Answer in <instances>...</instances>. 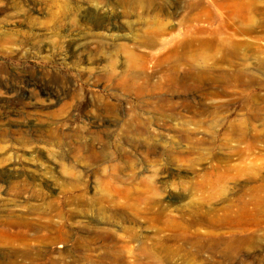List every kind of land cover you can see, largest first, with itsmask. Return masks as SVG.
I'll use <instances>...</instances> for the list:
<instances>
[{
    "label": "rangeland",
    "instance_id": "obj_1",
    "mask_svg": "<svg viewBox=\"0 0 264 264\" xmlns=\"http://www.w3.org/2000/svg\"><path fill=\"white\" fill-rule=\"evenodd\" d=\"M198 27L196 35L209 42L208 77L198 90L185 85L169 94L174 105L187 99L185 106L161 115L146 93L125 89L144 52L188 69L183 34ZM0 62L13 68L0 75V210L38 207L71 189L70 196L91 197L120 187L123 194L111 198L125 204L98 217L110 230L104 236L86 221L94 217L90 200L70 197L63 240L27 249L0 243V264H148L128 237L163 234L159 221L137 210L151 201V185L169 176L165 194L203 207L232 199L236 210L250 187L264 182V0H0ZM14 69L25 70L29 82ZM136 114L145 126L131 131ZM34 178L39 183L31 187ZM255 231L259 253L249 257L244 248L232 264H264V227ZM245 235L232 221V241ZM167 249L174 257L157 264H201L178 243ZM105 253L114 257H89Z\"/></svg>",
    "mask_w": 264,
    "mask_h": 264
},
{
    "label": "bare ground",
    "instance_id": "obj_2",
    "mask_svg": "<svg viewBox=\"0 0 264 264\" xmlns=\"http://www.w3.org/2000/svg\"><path fill=\"white\" fill-rule=\"evenodd\" d=\"M122 1L129 2V0ZM193 20L200 22L203 20V17L196 15ZM200 30L201 28L198 27L189 33L185 32L183 34V39L186 40L183 45L190 47V53L188 54L190 67L188 69H177L169 65L166 63V56H161V53L157 51L144 52L139 57L134 53H130L132 60L135 61L138 57L136 61L141 69L138 74L134 72L123 80L125 89L133 91L136 95L146 93L149 96L147 103L156 107L161 115L171 111L175 106L177 108L185 106L188 102L187 99L181 97L174 105L169 98V94L175 91H182L185 85L198 90L202 80L208 77L206 76V62L211 56L207 51L209 42L204 37L201 38V36L196 35ZM209 33H212V31H209ZM148 42L152 45L155 43L153 40L151 43L150 39H148ZM229 53L232 55V41L230 42ZM11 70L10 67L0 62V75H10L12 74ZM14 71L21 82H29L25 70L14 69ZM156 71L160 72L159 76L155 75ZM109 106L110 109L115 110V106ZM207 109V106H205L202 112H205ZM134 120L138 121V124L131 127L130 130H143L145 120L137 114L134 115ZM16 126L18 125L16 124ZM168 177L160 180L159 185H151L149 188L151 201H147L145 205L138 206L137 208L138 213H141L145 218H149L151 222L155 220L159 221L162 225L158 226L157 232L163 233L158 236L138 235L136 232L130 234L128 241L135 243L136 255L139 259H145L148 264H157L162 259L174 257L167 249L170 243H178L186 249H190L189 254L192 257L201 256V264H232V256L244 248L248 251L249 257H254L259 253L256 244L259 236L256 235L255 230L259 226L264 227V182L252 185L249 189L248 197L241 200L236 210H232V199H229L221 206L203 207L200 203L184 202L185 196L178 197L173 192L165 194L169 182ZM37 179L34 178L35 182L31 183L29 181L27 184L31 185V187L35 186L38 182ZM263 179L261 178L260 180ZM11 182L16 186L18 179ZM23 189L21 188L20 190ZM71 192H74V189L67 192L62 190V195L61 193H52L48 198L43 199V202L38 207L33 205L28 206L26 210L17 209L18 211H16L8 205L5 207L1 206L0 243L19 245V247L27 249L33 246V242L48 244L57 240H63L64 235L61 234L63 231L59 229V226L67 218L65 215L68 211L66 203L70 197L77 199V203L82 205L87 204V199L90 200L92 207H94L91 212L94 217L87 218L86 221L100 227L98 231L106 236L110 231L106 225L107 221L98 217L109 206L112 207L115 213L121 211L125 204L115 202L111 197L114 194H116L115 196L123 194L122 188L115 187L113 194L110 195L106 192H99L91 197L83 193H73L70 196L69 193ZM213 196L214 194H211V197ZM106 197L108 199H105ZM106 201L110 205H106ZM43 204L48 207L40 210L39 208ZM55 218L58 220H55ZM182 221L185 223H182ZM232 221L239 223L246 232V235L240 238L237 244L234 242L236 239L232 241ZM222 226L230 227L231 230L224 234L217 230ZM22 257L30 259L31 255L28 251H25ZM89 257L93 260L98 259V257L108 260L114 256L105 253Z\"/></svg>",
    "mask_w": 264,
    "mask_h": 264
}]
</instances>
